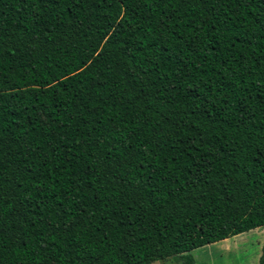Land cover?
<instances>
[{
	"label": "trees",
	"instance_id": "trees-1",
	"mask_svg": "<svg viewBox=\"0 0 264 264\" xmlns=\"http://www.w3.org/2000/svg\"><path fill=\"white\" fill-rule=\"evenodd\" d=\"M260 228L264 0H0V264H195Z\"/></svg>",
	"mask_w": 264,
	"mask_h": 264
},
{
	"label": "rangeland",
	"instance_id": "rangeland-1",
	"mask_svg": "<svg viewBox=\"0 0 264 264\" xmlns=\"http://www.w3.org/2000/svg\"><path fill=\"white\" fill-rule=\"evenodd\" d=\"M264 228L230 237L225 241L197 248L191 252L195 264H259ZM152 264H183L175 258Z\"/></svg>",
	"mask_w": 264,
	"mask_h": 264
}]
</instances>
